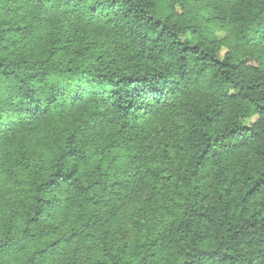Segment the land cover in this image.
Instances as JSON below:
<instances>
[{"label": "trees", "instance_id": "trees-1", "mask_svg": "<svg viewBox=\"0 0 264 264\" xmlns=\"http://www.w3.org/2000/svg\"><path fill=\"white\" fill-rule=\"evenodd\" d=\"M79 2L0 0V39L17 37L0 50L44 41L61 62L98 64L129 82L121 84L126 106L113 103L107 118V109L91 113L115 153L110 175L119 174L112 205H103L99 254L119 258L139 246L156 264H264V42L240 34L264 22V0H214L203 18L178 13L176 0H92L83 12ZM206 26L226 37L206 38ZM168 51L175 57L165 61ZM177 77L190 86L141 120L132 100H151ZM140 84L146 94L128 97ZM117 185L130 214L121 213Z\"/></svg>", "mask_w": 264, "mask_h": 264}, {"label": "clouds", "instance_id": "clouds-1", "mask_svg": "<svg viewBox=\"0 0 264 264\" xmlns=\"http://www.w3.org/2000/svg\"><path fill=\"white\" fill-rule=\"evenodd\" d=\"M91 2L80 0L77 8L86 11ZM60 4L62 0H46L44 7ZM213 7L214 0H194L186 12L181 0L175 2L178 13H195L199 18L210 16ZM240 34L264 42V22ZM13 39L17 37L4 35L0 44ZM232 41L230 36L226 43ZM47 48L44 41L31 39L0 50L5 61L0 67V264H97L101 259L105 264L126 260L136 264L140 256L145 257L143 264H156L158 257L147 256L139 246L138 254L122 251L119 258L101 255L96 247L100 217L107 216L103 205H112L108 193L119 174L110 175L117 171L107 163L115 153L105 147L108 141L99 135L100 122L91 113L107 109V118L113 115V103L126 106L129 100L121 97V84L128 85V80L121 81L115 70L98 64L68 65L55 54L49 56ZM169 57L174 58L175 52L168 51L165 61ZM8 60L17 62L14 68ZM101 72L106 75H98ZM190 84L177 77L151 100L133 99L141 109L137 115L147 119L150 109H158ZM114 87L120 91L113 92ZM143 88V84L133 88L128 97L144 96ZM121 191L117 185L121 213L130 214ZM29 218L32 222L25 223ZM93 232L95 242L89 236ZM52 240L61 247L57 249ZM140 243L146 246L145 241Z\"/></svg>", "mask_w": 264, "mask_h": 264}, {"label": "rangeland", "instance_id": "rangeland-1", "mask_svg": "<svg viewBox=\"0 0 264 264\" xmlns=\"http://www.w3.org/2000/svg\"><path fill=\"white\" fill-rule=\"evenodd\" d=\"M203 32H204V36L208 39L222 40L226 37V33L224 31H216L209 26H206ZM225 51L226 48L222 47L221 53H224ZM255 119L256 117L252 116L251 118L246 120V124L255 121Z\"/></svg>", "mask_w": 264, "mask_h": 264}]
</instances>
